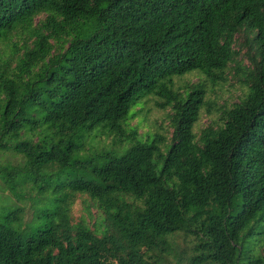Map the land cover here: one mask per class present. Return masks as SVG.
Masks as SVG:
<instances>
[{"label": "trees", "instance_id": "obj_1", "mask_svg": "<svg viewBox=\"0 0 264 264\" xmlns=\"http://www.w3.org/2000/svg\"><path fill=\"white\" fill-rule=\"evenodd\" d=\"M230 72L242 97L196 133ZM150 97L169 137L129 125ZM92 135L91 179L52 183ZM0 153L12 195H55L43 227L0 226V264H264V0H0Z\"/></svg>", "mask_w": 264, "mask_h": 264}, {"label": "rangeland", "instance_id": "obj_2", "mask_svg": "<svg viewBox=\"0 0 264 264\" xmlns=\"http://www.w3.org/2000/svg\"><path fill=\"white\" fill-rule=\"evenodd\" d=\"M234 48L245 47L243 34H235L233 36ZM243 53V51H241ZM242 65H247V60L243 57ZM195 82L194 76H188L175 81V84L186 82ZM219 87V86H218ZM243 88L240 84L239 77L228 74L227 82L220 88H215L212 93L208 94V100L211 105V114L200 118L199 122L194 126V131L197 133L205 126L214 122L218 113L215 109L221 104L236 103L242 97ZM154 97L146 100L145 105L141 108V113L134 116L129 121L131 127H136L138 134L151 135L155 131L161 132L169 137L170 129L168 125V110H159L154 106ZM139 112V108H135L133 112ZM160 129V130H159ZM85 148L73 155V163L71 166L61 170L58 178L50 179L52 183H58L66 178L74 176L84 179H91L89 167L96 161V156L107 150H111V141L109 138L102 136H86L84 137ZM90 161H92L90 163ZM21 159L11 153H0V171L5 167L20 165ZM22 177V176H20ZM21 179V178H20ZM19 180V178H16ZM31 183L26 182L20 190H17L16 196L12 195L8 187L4 184L0 177V226L10 227L21 231H32L35 228L43 227L48 219L44 217L46 214L53 212V198L55 195L50 189L45 191L36 190ZM87 206L89 207L87 211ZM69 221L71 224H85L90 230L98 226L100 215L91 205L90 200L85 196H76L74 202L69 208ZM57 219L55 218V221Z\"/></svg>", "mask_w": 264, "mask_h": 264}]
</instances>
